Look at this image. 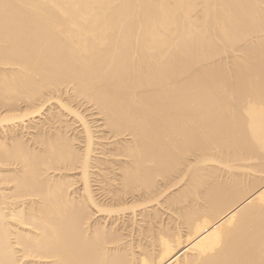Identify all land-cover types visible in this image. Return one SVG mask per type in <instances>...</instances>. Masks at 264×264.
I'll use <instances>...</instances> for the list:
<instances>
[{
    "label": "bare ground",
    "instance_id": "bare-ground-1",
    "mask_svg": "<svg viewBox=\"0 0 264 264\" xmlns=\"http://www.w3.org/2000/svg\"><path fill=\"white\" fill-rule=\"evenodd\" d=\"M0 264H264V0H0Z\"/></svg>",
    "mask_w": 264,
    "mask_h": 264
},
{
    "label": "rangeland",
    "instance_id": "rangeland-1",
    "mask_svg": "<svg viewBox=\"0 0 264 264\" xmlns=\"http://www.w3.org/2000/svg\"><path fill=\"white\" fill-rule=\"evenodd\" d=\"M84 113L87 114V116H88L89 119L93 120L92 123H93L94 125H98V124L100 123V120H97V119H96V118H97L96 115H94V116L89 115V114H88L89 111H85ZM93 117H94L95 119H93ZM99 128H102V127L100 126Z\"/></svg>",
    "mask_w": 264,
    "mask_h": 264
}]
</instances>
